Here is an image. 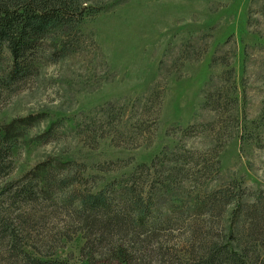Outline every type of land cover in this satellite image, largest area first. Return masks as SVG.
Here are the masks:
<instances>
[{"label": "rangeland", "instance_id": "1", "mask_svg": "<svg viewBox=\"0 0 264 264\" xmlns=\"http://www.w3.org/2000/svg\"><path fill=\"white\" fill-rule=\"evenodd\" d=\"M87 1L91 15L81 31L62 38L75 48L55 56L54 42L45 41L36 76L0 100V130L17 139L14 170L0 186L41 182L45 166L58 165L62 175L68 169L61 165L73 163L76 170L87 165L81 174L99 191L167 148L195 151V160L203 153L212 166L204 186L190 179L166 192L175 204L236 180L264 190V0ZM153 89L164 95L157 126L145 112ZM113 104L124 108L113 115ZM152 124L153 140L142 146L125 135ZM169 205L165 210L181 211ZM37 208L48 214L35 220L42 241L64 231L60 209ZM85 241L74 234L57 256L120 264L105 250L83 253Z\"/></svg>", "mask_w": 264, "mask_h": 264}, {"label": "trees", "instance_id": "2", "mask_svg": "<svg viewBox=\"0 0 264 264\" xmlns=\"http://www.w3.org/2000/svg\"><path fill=\"white\" fill-rule=\"evenodd\" d=\"M90 12L87 0H0V100L36 76L45 41L54 42L55 56L75 48L76 42L62 38L79 33ZM6 52L10 73L4 69ZM150 94L152 105L145 112H152L157 126L164 95L154 89ZM111 107L113 115L124 108ZM125 135L135 147L142 146L153 140V124ZM16 147L17 139L0 130V177L14 170ZM187 153L191 156L165 148L99 191L90 189L81 174L86 164L82 170L70 168L73 163L61 165L68 169L62 175L58 165L45 166L41 182L7 181L0 186V264H75L57 255L63 240L79 233L86 239L83 253L105 250L120 264H264V190L236 180L175 204L171 196L184 181L204 186L213 177L203 153L197 160V152ZM41 203L60 209L64 229L43 241L35 226L37 216L39 221L48 216L44 208L38 210ZM168 205L181 211L171 213Z\"/></svg>", "mask_w": 264, "mask_h": 264}]
</instances>
